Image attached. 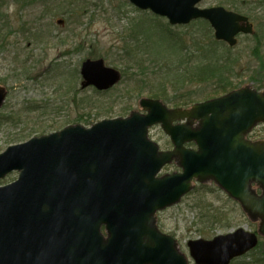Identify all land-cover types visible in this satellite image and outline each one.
Masks as SVG:
<instances>
[{
    "label": "water",
    "instance_id": "1",
    "mask_svg": "<svg viewBox=\"0 0 264 264\" xmlns=\"http://www.w3.org/2000/svg\"><path fill=\"white\" fill-rule=\"evenodd\" d=\"M173 26L204 19L230 46L252 35L249 19L204 0H125ZM83 89L108 91L122 76L103 60L82 64ZM7 90L0 86V109ZM141 112L10 146L0 154V264H231L264 238V92L245 86L189 109L143 98ZM182 124V122H184ZM160 125L174 150L149 137ZM194 142L198 149L185 147ZM176 162L181 173L159 176ZM214 182L238 202L256 233L238 229L212 240L178 241L158 226V213L195 188ZM261 191L259 194L258 191Z\"/></svg>",
    "mask_w": 264,
    "mask_h": 264
},
{
    "label": "rangeland",
    "instance_id": "2",
    "mask_svg": "<svg viewBox=\"0 0 264 264\" xmlns=\"http://www.w3.org/2000/svg\"><path fill=\"white\" fill-rule=\"evenodd\" d=\"M199 6H221L246 16L260 37L264 36V0H205ZM147 12L138 11L124 0H1L0 37L4 40L0 42V86L7 89L8 97L0 111V154L10 146L59 132L67 126L90 128L102 121L141 112L139 102L143 98L168 105L163 99L148 94L160 87L169 99L180 96L191 99L193 103L177 107L184 109L245 86L264 92V40L258 42L256 34L239 36L237 46L230 47L231 55H226L231 56L229 59L231 63L235 62L234 67H228L222 75L237 86L225 94L215 95L218 80L202 83L182 78L180 83L175 81L181 74L176 71L172 53L160 55L164 51L157 52L168 45L171 36L153 27L155 24L170 25L166 19ZM137 30L150 37L147 43L145 37L144 42L139 41V37L134 38ZM170 30L182 35L187 44L186 56L193 60L202 52L201 48L208 52L215 45L205 41L207 33L196 26L186 25L181 29L171 26ZM214 48L220 51L229 46L222 43ZM256 49L259 55H254ZM135 56L137 60H132ZM86 60H103L106 67L120 72V83L106 92L92 87L81 88L80 69ZM162 65L167 67L164 69ZM140 87L144 88L142 95ZM125 109L129 110L126 112ZM150 138L161 150H172L159 126L150 131ZM249 138L264 140V125L257 127ZM175 171L178 169L171 166L162 174ZM16 178L17 174H13L4 183H11ZM210 204L222 209L221 220L231 227L213 229L210 237H204L201 214ZM158 226L178 241L188 257L190 241L210 240L241 228L258 229L240 205L213 182L195 183L193 192L178 205L158 214ZM248 255L232 264H264L260 251H254L252 257Z\"/></svg>",
    "mask_w": 264,
    "mask_h": 264
},
{
    "label": "trees",
    "instance_id": "3",
    "mask_svg": "<svg viewBox=\"0 0 264 264\" xmlns=\"http://www.w3.org/2000/svg\"><path fill=\"white\" fill-rule=\"evenodd\" d=\"M192 26H196L197 29H201L203 31H205L207 34L204 37L205 41H209V43L212 45H214V47H216V45H221L222 43L217 42L214 40L213 37V31L209 25V23H207L206 21L200 20L197 21L195 23H193L192 25H190V27ZM136 27V26H135ZM153 27H157L158 29H161L163 31L168 32V34L171 36V41L168 43V45H164L162 46L160 49L157 50V52L160 51H164V53H161L160 55H167L168 52L172 53V59H173V63H176V71L179 70L181 74L179 77H176L175 81L177 83H180L182 81V78L184 80L192 78L195 82H202V83H208L211 82L213 80H218V82L215 84V88L216 92L215 95L219 94V93H227L228 90H233L237 85L234 86V84H232V82L230 81V79L228 78H224L222 75V72H225L228 67H234V63H231L229 57L231 56H227V55H231L230 54V48H226V49H222L220 51H218L217 49H215L213 47L212 51H208L205 52V48H200L203 50L198 56H194L195 59L193 60V58H191L190 56L187 57V44L184 41V39L182 38V35H179L177 33H173L170 30L169 26H161V25H153ZM177 29H181V27H176ZM174 28V29H176ZM135 35L134 38L137 40V38L139 37V41L144 42V37H145V43H147L150 39L149 36H147V34L144 32H142V30H137L136 32L134 31ZM195 33V32H193ZM264 33V30H263ZM256 39L258 40V42H263L262 40H264V36L260 37V33L256 32ZM178 36V37H176ZM4 39L2 37H0V42L3 41ZM197 44L199 45V41H197ZM196 44V48H198ZM194 45V44H193ZM225 47V46H224ZM131 50L128 51V55L129 57L131 56ZM222 51V52H221ZM259 50L256 49L254 55H259ZM227 54V55H226ZM135 55V54H133ZM215 58V59H213ZM132 60L136 59L135 57L131 58ZM171 59V60H172ZM167 60V59H166ZM197 62V63H196ZM160 66V65H159ZM162 67L165 69L167 66L166 65H162ZM168 69V68H167ZM176 75V72L174 73ZM73 75V74H71ZM169 82H171L169 80ZM161 88V87H160ZM158 88V90L154 91L151 90V92H149V96L150 97H154V98H161L163 99V101L167 102L168 105H174L175 107H179L181 105H187L190 103H193V101L191 99H185L184 97L180 96V97H174L172 99H169L167 94L164 92L163 89ZM140 94L142 95L144 92V88L140 87ZM165 93V94H164ZM208 99V98H206ZM126 112L129 109H125ZM205 203V202H204ZM205 213L201 214L202 216V229H201V233L202 236L204 237H210V231H212L213 229H223L226 230L227 228L231 227L229 223H223L222 222V217L221 214L224 215L223 211L221 208L219 207H213V205H209V206H205ZM218 224V227H216V225ZM255 252H259L262 254V256L264 257V241H261L260 244L258 245V247L254 250ZM253 251V252H254ZM249 254L247 257H252V253ZM244 258V257H243ZM242 259V258H241ZM240 259L235 260L238 261ZM262 263H264V259L262 261ZM258 264V263H257Z\"/></svg>",
    "mask_w": 264,
    "mask_h": 264
},
{
    "label": "bare ground",
    "instance_id": "4",
    "mask_svg": "<svg viewBox=\"0 0 264 264\" xmlns=\"http://www.w3.org/2000/svg\"><path fill=\"white\" fill-rule=\"evenodd\" d=\"M201 19H198V20H196V21H200ZM80 75L82 76V67H81V69H80ZM180 168L178 167V170H179Z\"/></svg>",
    "mask_w": 264,
    "mask_h": 264
},
{
    "label": "flooded vegetation",
    "instance_id": "5",
    "mask_svg": "<svg viewBox=\"0 0 264 264\" xmlns=\"http://www.w3.org/2000/svg\"><path fill=\"white\" fill-rule=\"evenodd\" d=\"M171 145V148L173 149V146H172V144H170ZM190 146H194V144H189V146L188 147H190ZM195 147V146H194Z\"/></svg>",
    "mask_w": 264,
    "mask_h": 264
}]
</instances>
